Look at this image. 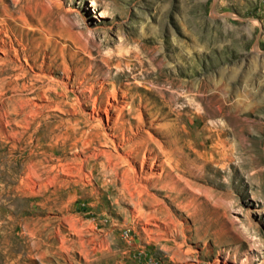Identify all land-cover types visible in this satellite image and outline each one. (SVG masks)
Masks as SVG:
<instances>
[{"label": "rangeland", "instance_id": "obj_1", "mask_svg": "<svg viewBox=\"0 0 264 264\" xmlns=\"http://www.w3.org/2000/svg\"><path fill=\"white\" fill-rule=\"evenodd\" d=\"M0 21V264H264V0H0ZM113 87L161 175L89 118Z\"/></svg>", "mask_w": 264, "mask_h": 264}, {"label": "bare ground", "instance_id": "obj_2", "mask_svg": "<svg viewBox=\"0 0 264 264\" xmlns=\"http://www.w3.org/2000/svg\"><path fill=\"white\" fill-rule=\"evenodd\" d=\"M98 16H100V17H104V15L102 14V12L98 15ZM3 21V20H2ZM4 25H3V23L0 21V49H2V51H3V55H4V58L5 57H8V55H9V49H8V47H7V42H6V40L5 39H3L2 38V36H1V34L3 33L4 35H7V34H5V31H4ZM8 37V36H7ZM10 37V36H9ZM11 41V40H10ZM9 41V42H10ZM12 42V41H11ZM13 45V44H12ZM12 45H11V47H12ZM15 45V44H14ZM11 50V49H10ZM1 51V52H2ZM14 55L17 57L18 55H17V51L16 50H14ZM21 52V51H20ZM1 57V56H0ZM1 60H2V58H1ZM4 60V62H6L7 60L6 59H3ZM14 60V59H13ZM12 60V61H13ZM1 63V62H0ZM9 63V62H8ZM14 64V63H13ZM1 65V64H0ZM6 65V64H5ZM9 65V64H8ZM12 65V64H11ZM15 65V64H14ZM29 65V64H28ZM4 66V65H3ZM7 66V65H6ZM16 67V66H15ZM24 67V66H23ZM8 68V67H7ZM6 68V69H7ZM30 68V67H29ZM1 69H3V68H1ZM23 69V68H22ZM25 69V68H24ZM31 69H32V67H31ZM14 70V69H13ZM16 70V69H15ZM1 71V70H0ZM10 71V70H9ZM41 71H43V70H41L40 69V72ZM33 72V71H32ZM40 72L38 73V75L40 74ZM4 73H6L5 71H4ZM10 73V72H9ZM8 73V74H9ZM28 73V72H27ZM26 73V74H27ZM18 74V73H17ZM11 75V74H10ZM15 75H16V73H15ZM23 76H24V73H23ZM33 76V75H32ZM45 76V75H44ZM47 76V75H46ZM40 77V76H39ZM1 78V77H0ZM10 78V77H9ZM20 78H22V77H20ZM24 78V77H23ZM36 78H37V76H36ZM42 79H43V76L41 77ZM40 78V79H41ZM48 78V77H47ZM46 78V79H47ZM50 78H52V77H50ZM55 78V77H54ZM3 79V78H2ZM15 79V78H14ZM49 79V78H48ZM23 79H21V81H22ZM31 80V79H30ZM37 80V79H36ZM35 80V81H36ZM44 80V79H43ZM66 80V79H65ZM3 81H4V79H3ZM2 81V82H3ZM34 81V82H35ZM38 81H39V79H38ZM51 81V80H50ZM55 81V80H54ZM106 81V80H105ZM1 82V83H2ZM5 82H6V80H5ZM13 82V81H12ZM33 82V83H34ZM49 82V81H48ZM52 82V81H51ZM7 83V82H6ZM21 83V82H20ZM37 83V82H36ZM45 83V82H44ZM47 83V82H46ZM138 83V82H137ZM17 84V83H16ZM23 84V83H22ZM25 84H27V83H25ZM52 84H53V82H52ZM55 84V83H54ZM130 84V83H129ZM135 84V83H134ZM3 85V84H2ZM1 85V86H2ZM14 85V84H13ZM57 85V84H56ZM62 86H59L58 85V88H65V86H67L65 83H63V84H61ZM108 85V84H107ZM116 85V84H115ZM114 85V86H115ZM126 85H127V83H126ZM137 85V84H136ZM157 85V84H156ZM1 86H0V88H1ZM18 86V85H17ZM34 86V85H33ZM103 86V85H102ZM138 86V85H137ZM4 87V86H3ZM7 87V86H6ZM13 87V86H12ZM30 86H28V88H29ZM52 87H53V85H52ZM55 87H57V86H55ZM92 87V86H91ZM15 88V87H14ZM21 88V87H20ZM38 88V87H37ZM42 88V87H41ZM40 88V89H41ZM119 88V87H118ZM136 88V87H135ZM13 89V88H12ZM11 89V91H13ZM24 89H25V87H24ZM92 89V88H91ZM106 89V88H105ZM112 89V88H111ZM125 89V88H124ZM3 90V89H2ZM9 90V89H8ZM17 90V89H16ZM21 90V89H20ZM83 90V89H82ZM88 90V89H87ZM90 90V89H89ZM136 90V89H135ZM149 90H151V89H149ZM22 91V90H21ZM62 91V90H61ZM66 91V90H65ZM103 91V90H102ZM60 91H54V89L53 88H50V86L49 87H47V89L46 90H43V93L45 94V98L47 99L46 101H48V102H54V103H56V105H57V109L58 108H60L58 105H59V103H61V101H59V103H58V101L57 100H52V98H50V96H49V94L50 93H54V94H56V95H58V96H60V97H62V96H64L65 95V92L62 94H60L59 93ZM75 92V91H74ZM86 92H88V91H86ZM15 93H17V92H15ZM35 93V92H34ZM80 93V92H79ZM90 93V92H89ZM128 93L129 92H127L126 90H124V91H122L121 90V92H119L118 93V91H116V90H114V87H113V90H111L110 92H105V94L107 95V100L105 101V103L104 104H102L101 102H99L98 101V99L95 97V98H93V100H92V106H91V114L89 115V118L90 119H92V120H94V119H99V116H105V121H106V127H105V129L104 130H107V131H111V137L113 138V140H110L109 142L106 140V136L104 135L103 137H104V139H105V143L107 144V143H110L111 144V146L113 147V150L114 151H116L117 150V148L119 147V146H121L120 148H123V153H125V157L126 158H128L129 160H131L133 163L134 162H136L138 159H139V172H144L145 170H147V171H149L151 174H153V171H158L157 173H155L154 175L155 176H159V175H161L162 174V172H163V170L165 169V167L166 166H164V164L162 163V162H160L159 161V155H158V153L157 152H153V151H151V150H149V149H147L148 148V144H149V142L147 141V140H145L144 138H143V132L144 131H142V128H143V126H144V121L143 122H141V119L140 118H137L136 116H134V113H136V111L138 110V109H135L134 107H133V105H132V103L129 101L128 102V99H129V97H128ZM147 93V92H146ZM1 94H3V93H1ZM48 94V95H47ZM74 94V93H73ZM92 94V93H91ZM120 94V95H119ZM130 94V93H129ZM138 94V93H137ZM47 95V96H46ZM76 95V94H75ZM80 95V94H79ZM96 95H97V92H96ZM131 95V94H130ZM158 95V94H157ZM81 96V95H80ZM83 96V95H82ZM104 96V95H103ZM154 96V95H153ZM1 97V96H0ZM3 97V96H2ZM1 97V98H2ZM25 97V96H24ZM30 97V96H29ZM41 97H42V92H41ZM74 97V96H73ZM135 97V96H134ZM63 98V97H62ZM85 98V97H84ZM87 98H89V97H87ZM86 98V99H87ZM25 99V98H24ZM148 99V98H147ZM159 99V98H158ZM63 100V99H62ZM85 100V99H84ZM131 100V99H130ZM12 101V100H11ZM31 101V100H30ZM42 101V100H41ZM45 101V100H44ZM77 102H80L81 101V99L80 98H78V96H77V100H76ZM87 101V100H86ZM160 101V100H159ZM18 102V101H17ZM29 102V101H28ZM28 102H26L27 104H28ZM84 102V101H83ZM82 102V103H83ZM154 102V101H153ZM223 102V101H222ZM22 103H23V101H22ZM25 103V102H24ZM63 103V102H62ZM90 103V102H89ZM163 103V102H162ZM29 104H31V103H29ZM44 104V103H43ZM48 104V103H47ZM68 104V103H67ZM67 104H64L65 106L67 105ZM71 104V103H70ZM154 104V103H153ZM37 104L35 103V106H36ZM74 105H76V104H74ZM142 105V104H141ZM155 105V104H154ZM165 105V104H164ZM35 106H33V109L35 108ZM139 107H140V105H138ZM191 106V105H190ZM41 107V106H40ZM138 107V108H139ZM142 107V106H141ZM145 107V106H144ZM143 107V108H144ZM39 107H38V105H37V109H38ZM45 108V107H44ZM146 108V107H145ZM167 108V107H166ZM43 109V108H42ZM50 109H51V107H50ZM52 109H54V108H52ZM82 109H83V104H82ZM150 109V108H149ZM163 109V108H162ZM47 110H49V109H47ZM59 110V109H58ZM142 110V109H141ZM147 110V109H146ZM168 110V109H167ZM34 111H36V110H34ZM38 112H39V110H37ZM67 111V110H66ZM77 111V110H76ZM75 111V112H76ZM82 111V110H81ZM46 112V111H45ZM51 112V111H50ZM53 112H54V110H53ZM57 112V111H56ZM68 112H69V110H68ZM72 112V111H71ZM168 112V111H167ZM30 113V112H29ZM32 113V112H31ZM30 113V114H31ZM47 113V112H46ZM74 113V112H73ZM77 113V112H76ZM145 113H147V112H145ZM164 113V112H163ZM38 114V113H37ZM69 114H70V112H69ZM78 114V113H77ZM80 114H82V113H80ZM150 114V113H149ZM29 115V114H28ZM39 115V114H38ZM41 115V114H40ZM51 115V114H50ZM73 115H76V114H73ZM165 115V114H164ZM35 116V115H34ZM46 116V115H45ZM48 116V115H47ZM54 116V115H53ZM71 116V115H70ZM80 116H82V115H80ZM146 116V115H145ZM152 116V115H151ZM183 116V115H182ZM29 117V116H28ZM39 117V116H38ZM38 117H37V120H38ZM72 117V116H71ZM149 117V116H148ZM46 118V117H45ZM74 118V117H73ZM85 118V117H84ZM102 118V117H101ZM162 118V117H161ZM182 118V117H181ZM47 119V118H46ZM45 119V120H46ZM143 119V118H142ZM163 119V118H162ZM154 120V119H153ZM157 120V119H156ZM161 120V119H160ZM178 120V119H177ZM199 120V119H198ZM31 121H34V120H31ZM47 121V120H46ZM90 121V120H89ZM193 121V120H192ZM188 122V121H187ZM198 122H200V121H198ZM61 123V122H60ZM91 123V122H90ZM147 123V122H146ZM37 124H39L38 122H37ZM67 124V123H66ZM70 124V123H69ZM92 124V123H91ZM104 124V123H103ZM71 125V124H70ZM83 125H84V121H83ZM151 125V124H150ZM72 126V125H71ZM74 126V125H73ZM90 126V125H89ZM88 126V127H89ZM126 126H128V128L126 127ZM146 126V125H145ZM153 126V125H152ZM155 126V125H154ZM153 126V127H154ZM192 126V125H191ZM41 127V126H40ZM92 127V126H91ZM101 127H102V125H101ZM151 127V126H150ZM203 127V126H202ZM75 128L76 129H81L82 127H81V123L79 122V121H76L75 122ZM84 128V127H83ZM87 128V127H86ZM58 129V128H57ZM66 129V128H65ZM95 129V128H94ZM101 130H103V128H100ZM100 129H99V131H100ZM159 129V128H158ZM190 129V128H189ZM193 129H194V127H193ZM60 130V129H59ZM88 130V129H87ZM196 130V129H195ZM63 131V130H62ZM67 131V130H66ZM75 131V130H74ZM73 131V132H74ZM81 131V130H80ZM84 131V130H83ZM96 131V130H95ZM146 131H148V130H146ZM153 131V130H152ZM77 132V131H76ZM90 132L91 131H87L84 135H85V140H84V150H88L89 149V143H90V140H89V135H90ZM93 132V131H92ZM151 132V131H150ZM196 132V131H195ZM95 133V132H94ZM103 133H104V131H103ZM198 133V132H197ZM66 134V133H65ZM96 134V133H95ZM105 134V133H104ZM160 134V133H159ZM194 134V133H193ZM192 134V135H193ZM69 135V134H68ZM155 135V134H154ZM198 135H200V134H198ZM78 136V135H77ZM160 136V135H159ZM173 136V135H172ZM79 137V136H78ZM171 137V136H170ZM177 137V136H176ZM199 137V136H198ZM77 138V137H76ZM93 138V137H92ZM156 138V137H155ZM168 138V137H167ZM190 138H191V136H190ZM111 139V138H110ZM153 139V138H152ZM159 139V138H158ZM162 139V138H161ZM169 139V138H168ZM173 139V138H172ZM80 140H81V138H80ZM93 140H94V138H93ZM151 140V139H150ZM149 140V141H150ZM154 140V139H153ZM175 140V139H174ZM95 141V140H94ZM100 141V140H99ZM168 141V140H167ZM82 142V141H81ZM102 142V141H101ZM101 142H99V143H101ZM154 142V141H153ZM173 142V141H172ZM176 142V141H175ZM156 143V142H155ZM169 143V142H168ZM167 143V144H168ZM192 143V142H191ZM76 144V143H75ZM80 144V143H79ZM103 144V143H102ZM109 144V145H110ZM154 144V143H153ZM81 145H82V143H81ZM160 145V144H159ZM165 145V144H164ZM163 145V146H164ZM83 146V145H82ZM154 146V145H153ZM161 146V145H160ZM166 146V145H165ZM164 146V147H165ZM219 146V145H218ZM151 148H152V146H150ZM149 147V148H150ZM163 147V148H164ZM79 148V147H78ZM95 148V147H94ZM98 148V147H97ZM100 148V147H99ZM101 148H102V146H101ZM104 148H106V147H104ZM159 148V147H158ZM154 149V148H153ZM165 149V148H164ZM211 149V148H210ZM226 149V148H225ZM224 149V150H225ZM121 150V149H120ZM142 150H144V151H142ZM170 150V149H169ZM195 150V149H194ZM100 151V150H99ZM163 151V150H162ZM214 151V150H213ZM121 152V151H120ZM195 152V151H194ZM75 153V152H74ZM77 153V152H76ZM84 153V152H83ZM88 153V152H87ZM92 153V152H91ZM118 154H119V152H117ZM122 153V152H121ZM162 153V152H161ZM168 153V152H167ZM166 154V153H165ZM228 154V153H227ZM99 155V154H98ZM102 155H104V158H103V160H104V162L103 163H101V167L102 168H109V167H111V171H112V167H115V166H118V164L120 165L121 163H115L114 161V163L112 162V160H111V158H110V156H106L104 153H102ZM108 155V154H107ZM80 156V155H79ZM123 156V155H122ZM121 156V157H122ZM96 157V156H95ZM99 157H100V155H99ZM119 157V156H118ZM124 158V157H123ZM225 158V157H224ZM75 159V158H74ZM223 159V158H222ZM78 160H79V158H78ZM95 161V159H93V157L92 156H88V157H86V159H85V161L88 163V164H92L91 162L92 161ZM100 160V159H99ZM119 160H121V158H119ZM124 160V159H123ZM167 160V159H166ZM217 160H219V159H217ZM71 161H72V159H71ZM101 161V160H100ZM126 161V160H125ZM124 161V162H125ZM194 161V160H193ZM226 161V160H225ZM123 162V161H122ZM73 163V162H72ZM77 163V162H76ZM128 163V162H127ZM195 163V162H194ZM84 164V163H83ZM86 164V163H85ZM166 165H167V163H166ZM191 165V164H190ZM66 166H70V164L69 165H67V163H66ZM71 166H72V164H71ZM83 166V165H82ZM74 167V166H73ZM120 167V166H119ZM122 167V166H121ZM127 167H129L130 168V164H128V166ZM132 167H134V166H132ZM64 168V167H63ZM84 168V167H83ZM117 170H118V168H116ZM131 169V173L132 174H134V175H137L138 174V171L137 170H135V168H130ZM64 170H66V169H64ZM103 170H105V169H103ZM103 170H101V172L103 171ZM110 170H109V172H110ZM86 171V170H85ZM114 171V170H113ZM130 171V170H129ZM63 172H66V171H63ZM70 172V171H69ZM84 172V171H83ZM105 172V171H104ZM86 173H88V172H86ZM90 173V172H89ZM92 173V172H91ZM129 173V172H128ZM72 174V173H71ZM114 174V173H113ZM127 174V173H126ZM131 174V175H132ZM193 174V173H192ZM85 175V174H84ZM87 175H89V174H87ZM91 175V174H90ZM104 175H106V174H104ZM110 175V174H109ZM108 175V176H109ZM117 175V174H116ZM130 175V174H129ZM148 175V174H147ZM142 176V175H141ZM103 177V176H102ZM127 177V176H126ZM131 177V176H130ZM86 178V177H85ZM82 179V178H81ZM88 179V178H87ZM107 179V178H106ZM110 179V178H109ZM115 179V178H114ZM123 179V178H122ZM83 180H84V176H83ZM111 180H113V179H110V181ZM116 180V179H115ZM121 180V179H120ZM89 181V180H88ZM107 181V180H106ZM137 181V180H136ZM85 183V182H84ZM107 183H108V181H107ZM92 184V183H91ZM101 187V186H100ZM143 187H145V186H143ZM94 189V188H93ZM122 190V189H121ZM129 190V189H128ZM94 191H96V189L94 190ZM126 192V191H125ZM91 196V195H90Z\"/></svg>", "mask_w": 264, "mask_h": 264}]
</instances>
